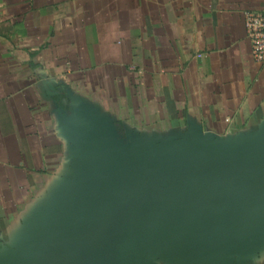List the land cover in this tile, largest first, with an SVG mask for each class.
Masks as SVG:
<instances>
[{"label":"crops","instance_id":"obj_1","mask_svg":"<svg viewBox=\"0 0 264 264\" xmlns=\"http://www.w3.org/2000/svg\"><path fill=\"white\" fill-rule=\"evenodd\" d=\"M251 11L263 13L264 0H0V46L11 47L0 53V235L8 222L13 236L62 180L63 157L51 174L49 164L63 143L41 131L39 110L68 108L65 86L103 95L130 132L136 121L158 135L188 126L222 140L259 133L264 64L247 38Z\"/></svg>","mask_w":264,"mask_h":264},{"label":"water","instance_id":"obj_2","mask_svg":"<svg viewBox=\"0 0 264 264\" xmlns=\"http://www.w3.org/2000/svg\"><path fill=\"white\" fill-rule=\"evenodd\" d=\"M64 125L78 164L0 264H243L264 247V126L241 140L188 126L155 149L91 117Z\"/></svg>","mask_w":264,"mask_h":264},{"label":"rangeland","instance_id":"obj_3","mask_svg":"<svg viewBox=\"0 0 264 264\" xmlns=\"http://www.w3.org/2000/svg\"><path fill=\"white\" fill-rule=\"evenodd\" d=\"M10 48H11L10 46L1 45L0 46V53L8 52L7 49H10ZM4 57H6V56L4 55V56L0 57V69L4 68L2 65L3 62L5 64L8 63L6 61V59L3 60ZM13 65L16 67V69H18L19 67H23V64L22 63L20 64L18 62H14V64H11L10 67H14ZM134 67H135L134 65L131 67V71H133V72L136 71V69ZM2 74H4L3 71H2ZM3 79H6L5 82H7V84H8V81L9 80L11 81L13 78H8L6 75V76H3ZM131 83H132V88H134V90H137L136 84L133 81H131ZM18 87L19 86L16 85V89ZM92 87L95 88V86H92ZM16 89H15V85L12 87V89L10 87L8 89V85L6 86V91L7 90L8 91H15ZM65 89L68 92L69 100L73 101V105L75 106L73 109L63 107V106H61V107L59 106L57 109H52V108H48V106H46L47 105L46 103H43V109L39 110V113L41 115V124H42L41 131L50 132L51 130H54V133H56V136H57L58 144L61 142L63 143V153H62V155H60L56 158V162L54 163L53 166L49 164V170H50L49 174H51L55 170H57V168L60 166V162H61L62 157H63V162H62L63 174L66 171H69L73 164H78V161L77 162L75 161L76 160V158H75L76 152L74 153L75 147L72 146L73 143L71 144V140H70L71 134L70 135L67 134L70 132V130L67 131L68 130L66 128L67 126H65L64 123L67 124V122H68V125H69V123H71L72 120L77 121V120L84 119V117H91L96 122L103 123L106 126H109L111 124L113 126V128L115 129V131L119 134H125V131H128V130H126L127 128H124L123 126L118 124V122H121L119 115L114 114L111 111V108L107 107L108 104H105L103 95H98L97 93L94 94L91 92L89 93L88 88L87 89L83 88L80 92H78L77 94L75 93V95H73L74 90L72 89V87L70 85L65 86ZM37 99H38V96H37ZM127 101L128 100H126V103H127ZM125 106H126V104L123 103L121 110ZM45 107L47 108L46 110H45ZM112 110H115V109L113 108ZM71 111H73L72 112L73 114H71ZM65 112L68 114L65 115ZM77 118H79V119H77ZM43 119H46V121L48 123L45 124L46 122H44ZM128 126L131 129V136H132L131 138L133 139V141L135 139H137L138 143H140V144L145 143L144 139L142 138L143 134L141 131L143 129H147V132L149 134V141L147 143L152 144L153 148H155V149H157V145L159 143H163V142H169V144H170V142H172L174 144H178L179 143L178 140L185 138V136H187V134H188V131H187L188 128H187V130H184V128H183L182 130L178 131V129L173 127L172 130L170 132H168V134L170 133V135L162 134L163 133L162 130H160L161 135L160 134L158 135L157 133H155L153 131V129H152L153 126L136 124V121H134V124H130ZM167 137H168V139L162 140V139L167 138ZM141 138L143 139L142 141H141ZM73 157H74L75 162H73ZM52 160H54V159H52ZM53 190L47 191L48 194L51 195L53 193ZM24 222H26V221H17V225H16L17 228L15 230L16 233L20 230V227H21L20 225H23ZM0 223H3V222H0ZM4 223H5L4 225L7 226L5 228L6 231L9 232V235H11V232H13V230L10 232L11 227H9L8 222H4ZM1 233H2V231H1ZM9 235H5V234L0 235V249L6 248L7 250H11V251L16 252L13 248H11L9 245H7L12 241V239L15 238V237L12 238V236H9ZM216 260L219 261L221 259H216ZM245 260L247 262H245L243 264H264V247L262 246V248H256L253 251L247 250V252L245 253ZM215 263L216 262H213L212 264H215ZM159 264H162V262H160ZM216 264H239V263H237V259L234 258V260H231L228 263H222L221 262V263H216Z\"/></svg>","mask_w":264,"mask_h":264},{"label":"built area","instance_id":"obj_4","mask_svg":"<svg viewBox=\"0 0 264 264\" xmlns=\"http://www.w3.org/2000/svg\"><path fill=\"white\" fill-rule=\"evenodd\" d=\"M245 28L253 59L264 64V12L245 13Z\"/></svg>","mask_w":264,"mask_h":264}]
</instances>
